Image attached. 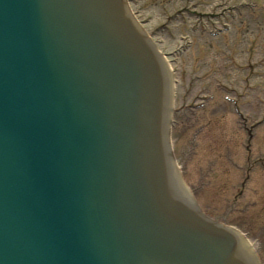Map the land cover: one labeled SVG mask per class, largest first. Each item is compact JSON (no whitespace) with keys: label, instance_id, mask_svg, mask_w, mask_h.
I'll return each mask as SVG.
<instances>
[{"label":"water","instance_id":"1","mask_svg":"<svg viewBox=\"0 0 264 264\" xmlns=\"http://www.w3.org/2000/svg\"><path fill=\"white\" fill-rule=\"evenodd\" d=\"M172 103L127 0H0V264H256L184 187Z\"/></svg>","mask_w":264,"mask_h":264},{"label":"rangeland","instance_id":"2","mask_svg":"<svg viewBox=\"0 0 264 264\" xmlns=\"http://www.w3.org/2000/svg\"><path fill=\"white\" fill-rule=\"evenodd\" d=\"M243 1L251 0H216V3L212 0V3L223 4V8L230 9ZM257 1L264 6V0ZM132 2L142 18L146 19L150 13L149 17L151 15L153 20H149V23L153 29L154 23L165 22L169 26L166 28L164 25L163 29H157L156 32L162 51L174 54L182 50L184 43L178 41L176 34L191 32L190 23H180L179 29L172 17L164 21L160 15H176L177 11L185 7L187 0H169L164 10L151 4L156 2L160 5L161 0ZM219 10L217 7L213 13L205 12L211 17L207 15L203 23L206 26L219 25V21L227 19L221 18V13L218 15L222 11ZM261 10L262 13L258 15H246L243 22H236L234 28L231 27L221 39L206 34L197 36V43L180 56L177 72L180 82L177 88L178 107L183 103L184 96L186 105L192 106L202 102L203 96L212 92H215V98L207 102L205 107L194 110L191 107L178 117L174 146L185 177L204 210L223 222L240 226L251 239H259L264 262V170L257 167L259 164L254 168L251 165L258 157H264V123L259 126L258 135L253 140L252 152L248 153L243 147L245 134L239 127L232 103L226 99V95L236 97L249 116L251 109L256 108L259 119L264 118V7ZM189 15L184 17L189 18ZM156 16L160 17L158 21ZM252 35L256 42L254 46L251 43ZM172 64L175 65V62ZM251 67H254V72L258 68V76L254 79L252 75L255 73ZM255 81L259 88L257 91L251 88ZM219 82L232 91H219ZM227 153L233 161L226 158ZM239 165L252 172L246 182L247 190L244 191L240 187L241 181L250 173L238 168Z\"/></svg>","mask_w":264,"mask_h":264}]
</instances>
